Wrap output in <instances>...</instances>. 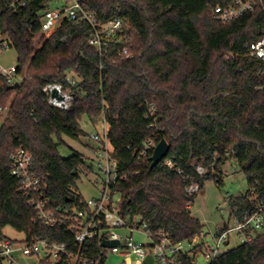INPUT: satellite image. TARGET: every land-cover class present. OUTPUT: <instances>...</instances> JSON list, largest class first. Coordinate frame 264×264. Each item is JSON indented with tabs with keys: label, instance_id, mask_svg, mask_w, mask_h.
Segmentation results:
<instances>
[{
	"label": "trees",
	"instance_id": "trees-1",
	"mask_svg": "<svg viewBox=\"0 0 264 264\" xmlns=\"http://www.w3.org/2000/svg\"><path fill=\"white\" fill-rule=\"evenodd\" d=\"M82 3L100 24L122 20L128 35V40L122 35L111 40L102 71L99 52L88 43L93 28L87 21H65L46 36L41 16L47 0H0V29L17 51L18 71L29 74L18 89H9L0 74V106L5 108L0 114V240L9 238L3 229L10 226L29 242L49 238L71 246L74 233L66 227L74 221L73 210L86 204L78 190L80 172L93 166L85 165L78 150L63 156L59 144L63 135L81 140L82 119L96 123L104 112L113 155L127 175L113 186L122 196L123 214L139 217L153 234L165 230L175 242L190 243L203 233L204 224L191 210L197 194L188 196L185 187L191 178L200 190L210 178L222 185V174L212 170H221L230 159L237 160L248 180L246 193L230 200V213L242 216L264 203V59L251 51L264 34V0L230 22L213 17L222 0ZM125 45L132 57L119 56ZM68 74L81 80L87 95L62 111L48 103L43 86L66 84ZM163 138L170 144L167 157H177L181 173L165 160L152 167L151 155L139 158L147 140L158 144ZM21 147L34 157L47 208L66 216V224L51 228L38 219L11 170V156ZM193 159L208 167L207 176L197 174ZM87 252L106 259L98 241ZM211 264H264V231Z\"/></svg>",
	"mask_w": 264,
	"mask_h": 264
},
{
	"label": "built area",
	"instance_id": "built-area-1",
	"mask_svg": "<svg viewBox=\"0 0 264 264\" xmlns=\"http://www.w3.org/2000/svg\"><path fill=\"white\" fill-rule=\"evenodd\" d=\"M213 9V17L222 22H230L245 13L254 11L263 0H222ZM25 4L27 0H18ZM16 4H13L15 6ZM65 21L80 24L87 21L93 28L88 39L89 45L99 52L100 60L97 67L104 69L103 59L107 57L109 44L118 35L128 40L124 33V23L117 19L100 24L94 14L88 11L82 0H47L46 9L41 16V32L46 36L51 35ZM12 48V43L7 34L0 29V51L5 52ZM252 54L257 58L264 59V34L251 46ZM120 57H132L128 46L119 49ZM19 63L11 65L0 64V74L4 75L9 84L22 83L29 74L18 71ZM81 80L73 74L66 76V84L63 82H47L43 91L47 96L48 103L62 111L70 110L79 96L85 97L87 93L81 88ZM5 108L0 106V114ZM150 114L155 115L156 110L150 108ZM100 120H103L105 128L102 133L93 135V139L99 142L97 149L98 157L102 159L98 163L99 169L105 174L101 182L100 195L86 200L83 208L74 211V221L68 224L66 229L74 233L71 246L66 242H55L49 238L29 242L26 240L12 241L9 238L0 240V262L3 264L17 263L16 254L36 257L33 264H97L98 259L88 254L91 242L98 241L101 246L103 241H118L115 247H104L105 256L109 253L122 257L116 264H201L198 260L200 255L204 264H211L222 253L229 250L231 234L234 233L242 242L250 241L257 232L264 230V203L258 202L253 212H245L242 216L230 213L227 222L219 225L214 232H203L188 242H175L165 230L153 234L146 222H141L139 217L125 216L121 209L122 196L113 188L121 178L127 177L119 171L120 161L113 155V147L108 136V123L105 112ZM107 125V126H106ZM150 126H153L151 124ZM157 144L149 139L139 151V158L152 156V149ZM177 157H166L165 163L181 173L177 167ZM197 174L205 177L209 169L196 159L191 161ZM12 173L21 179L22 189L29 197L30 204L37 212L38 219L51 228L66 224V216L47 208L42 199V185L34 171V157L24 148L17 149L11 156ZM216 176L223 175L222 169L212 170ZM189 178V177H187ZM185 190L188 196L200 191V183L191 178ZM252 200H256L253 197ZM67 213L69 211H66ZM135 233L148 238V241L136 240ZM186 244H190L189 247ZM151 257L150 262H146ZM105 261V260H104ZM104 261L102 264H104Z\"/></svg>",
	"mask_w": 264,
	"mask_h": 264
},
{
	"label": "rangeland",
	"instance_id": "rangeland-1",
	"mask_svg": "<svg viewBox=\"0 0 264 264\" xmlns=\"http://www.w3.org/2000/svg\"><path fill=\"white\" fill-rule=\"evenodd\" d=\"M17 63L18 56L15 48H9L5 52L0 51V64L11 65ZM260 76L264 79V70L260 72ZM81 124L85 132L81 140L63 135L62 141L59 144V151L63 156L68 157L75 150H78L86 157L85 165L93 166V170L84 168L80 172V179L78 181L79 192L88 200L100 195L101 182L105 178V174L101 172L98 166V163L102 161L97 153L99 142L92 137L99 132L102 133L105 125L103 120L93 123L86 116L82 119ZM222 172L223 184L218 185L214 178L206 179L202 189L191 203L192 214L204 224L205 232H214L219 225L227 222L230 218V200L241 196L248 190L247 177L241 170L237 160H228L222 167ZM3 233L13 240L21 241L25 239L23 232H19L10 226L5 227ZM134 236L136 240L148 241V238L141 234L135 233ZM241 243V238L232 233L228 248H233ZM186 246L189 247L190 244H186ZM16 259L17 263L11 264H33L36 262V257L24 256L21 253L16 254ZM120 260H122V257L109 253L104 264H116ZM198 260L201 264L205 263L200 255L198 256Z\"/></svg>",
	"mask_w": 264,
	"mask_h": 264
},
{
	"label": "water",
	"instance_id": "water-1",
	"mask_svg": "<svg viewBox=\"0 0 264 264\" xmlns=\"http://www.w3.org/2000/svg\"><path fill=\"white\" fill-rule=\"evenodd\" d=\"M20 87V83L16 82L14 84H10L8 86L9 89H18ZM170 151L169 142L163 138L160 142L155 146L153 155L151 156V166L154 167L162 162L168 155ZM118 245V241H103L102 246L104 247H115ZM151 257H148L146 262H150ZM102 259L98 261L97 264H102Z\"/></svg>",
	"mask_w": 264,
	"mask_h": 264
}]
</instances>
